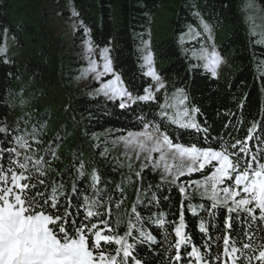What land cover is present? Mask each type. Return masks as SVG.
<instances>
[{"label": "snow or ice", "instance_id": "obj_1", "mask_svg": "<svg viewBox=\"0 0 264 264\" xmlns=\"http://www.w3.org/2000/svg\"><path fill=\"white\" fill-rule=\"evenodd\" d=\"M79 16L72 7L71 17ZM194 16L198 23L187 26L179 44L198 42L192 57L218 79L225 61L215 46L213 27L199 11ZM73 28L87 37V67L78 78L90 76L94 81L91 99H102L105 107H117L122 114L130 110L139 122L138 130L116 141L123 145L129 172L139 163L134 175L122 177L129 187L136 185L128 222L121 228L113 219L114 210L126 211L123 183L116 189L110 188V181L102 184L100 171L92 168L89 174L78 156L49 183L51 162L60 159L56 141L41 153L43 140L36 126L31 133L16 135L18 126L4 124L0 134L11 140L9 146L0 140V264H154L143 259L145 253L166 254L161 264H264V109L247 126L243 139L232 133H227L228 140L213 137L206 122L199 120L200 107L190 104L183 88L158 103L156 93L166 91L167 85L155 68L150 39L144 41L141 68L154 83L144 87L143 94H134L114 68L111 49H100L97 58L91 29L83 20H74ZM198 67L192 64L190 70ZM150 103L157 109L148 115L133 107ZM229 127L238 133L245 127L243 115L235 126L229 120ZM99 155L106 157V150ZM73 168L75 179L66 185L63 177ZM149 170L159 173V183H145ZM193 174L201 178L183 179ZM82 180L90 181L87 187ZM173 193L178 194V205ZM145 211L152 215L146 217ZM189 213L195 232L189 231ZM149 224L162 231L146 229Z\"/></svg>", "mask_w": 264, "mask_h": 264}, {"label": "trees", "instance_id": "obj_2", "mask_svg": "<svg viewBox=\"0 0 264 264\" xmlns=\"http://www.w3.org/2000/svg\"><path fill=\"white\" fill-rule=\"evenodd\" d=\"M58 3L69 1L75 10L80 13L74 20H83L91 29V39L96 46L109 47L113 66L120 73L134 94H143V88L154 83L149 77L143 75L141 68L140 43L148 37L147 29L151 24V15L166 0H56ZM243 0H176L178 6L176 14L171 20L172 36L152 43L155 60L164 61L165 66L159 69V74L170 77L172 88H183L189 97V102L200 107L199 120L206 122L213 137L218 134L229 139L227 133H232L234 138L243 139L247 133V126L253 118H259L258 114L264 109V74L261 73V65L264 60V45L254 43L256 36L250 34L244 22V11L241 6ZM264 7V0H256ZM37 0H0V47L7 32L22 41V37L31 39L39 47L38 60L21 64L16 60L8 61L0 51V126L7 124L11 129L19 127L16 135L31 133L36 126L40 130V138L43 144L39 145L43 153L51 141H56L60 159L52 160L49 183L61 177V174L73 163L78 156L84 163L86 171L90 174L92 168H97L102 174V184L110 181V188L116 189L123 183L126 189L127 199L123 205L126 211H113V219L120 222L121 228L128 222L127 213L131 208L135 197V187L128 186L123 176L134 175L121 168L107 155L101 157L99 151H104V143L94 141L99 133L111 131V136H120L127 131H135L139 128V122L129 110L122 114L117 107H105L101 99L99 103L91 99V95L82 91L72 92L68 88L71 77H65L64 67L60 65V53L51 50V44H56L57 39L51 35V29L38 20L34 8ZM199 11L205 20L214 27L226 25L229 27L228 35L220 43V52L225 55L234 68L229 74L215 79L200 64V67L190 70V65L197 64L182 50L179 44V34L186 30L190 22L196 23L194 12ZM76 41H86L83 30H75ZM54 37V38H53ZM24 42V41H23ZM186 43L185 45H188ZM54 47V46H53ZM55 48V47H54ZM62 56V55H61ZM7 61V62H5ZM72 70V69H71ZM62 75V76H61ZM32 80H44L50 85H59L66 92L62 98L63 104L57 113L53 114L48 109L38 113L33 123L26 115L22 120L15 117L16 95L19 89H30ZM42 87H36L34 92H41ZM35 94V93H33ZM32 94V95H33ZM30 102V91L27 95ZM158 103L163 96L157 95ZM243 103V109L240 105ZM136 113L142 110L148 115L155 112L157 104L133 106ZM227 113V114H226ZM235 113V117L228 114ZM244 117L245 127L239 132H234L232 127L225 125L236 122ZM61 123L57 125V123ZM56 125L53 131H46V125ZM135 125V127L133 126ZM31 128V129H30ZM31 130V131H30ZM195 135V133H192ZM0 140L5 146L11 137L0 134ZM62 141V142H61ZM254 147L256 141L250 142ZM99 144V149L95 145ZM76 169L72 174L63 177L66 185H70L75 179ZM145 183H159V179L149 170L144 173ZM196 178H200L199 174ZM90 181L82 180L83 187H87ZM174 204L178 205V194L173 193ZM200 201V197H193ZM154 211V209H153ZM146 217L151 216V211H145ZM190 225L189 231L195 232L193 225L195 219L189 213L187 216ZM146 229L161 232L153 225H146ZM162 240L163 237L161 236ZM197 242L200 236H196ZM143 247V246H141ZM163 252V247L160 249ZM146 259L154 264H161L166 260V254L158 257L144 254Z\"/></svg>", "mask_w": 264, "mask_h": 264}, {"label": "rangeland", "instance_id": "obj_3", "mask_svg": "<svg viewBox=\"0 0 264 264\" xmlns=\"http://www.w3.org/2000/svg\"><path fill=\"white\" fill-rule=\"evenodd\" d=\"M37 4L34 11L37 13L38 20L50 27L51 35L54 36L57 41L56 44L52 43L51 50L54 49L57 53H60V65L64 67L65 77H71L68 81V89L72 92H79L91 95L94 91V81L89 76L87 79L78 78L81 73L87 67V58L85 52V41L75 40V30L73 28L74 19L71 17V9L75 8L69 1L58 3L56 0H37ZM242 9L244 11V22L246 24L247 31L256 36L258 43L264 45V7L260 5L256 0H243L241 2ZM178 3L176 0H166L160 7L151 15V24L147 29L148 37L140 43V55L144 54V41L150 39V50H152V43L155 40H160L172 36L173 30L171 27V20L176 14V8ZM207 21V20H206ZM208 22V21H207ZM198 23V20L197 22ZM190 22L189 24H196ZM213 27V37L214 43L217 50L220 52V43L228 35L227 31L229 27L226 25H220L219 27H214L210 22H208ZM188 24V25H189ZM184 30L183 32H186ZM182 33V32H181ZM179 34V38L180 35ZM53 37V38H54ZM23 40L19 41L12 33L7 32L4 36L3 43L0 49H6V52L1 51L8 61L16 60L21 64H26L29 60H38L39 47L32 42V40L26 37H22ZM24 41V42H23ZM186 44V43H185ZM183 45L182 50L188 52L189 56L194 59L197 64L203 65V61H200L192 57V49H199L200 44L198 42H190L188 45ZM55 48H54V47ZM104 47H95L96 57H99L100 49ZM55 53V52H54ZM221 53V52H220ZM222 55V54H221ZM225 63H223L218 69L219 77L229 74V70L234 68V64L229 62L225 55H222ZM155 59V57H154ZM102 63V62H101ZM143 63V61H142ZM164 61L155 60V68L159 73V69L165 66ZM203 67V66H202ZM72 69V70H71ZM261 73L264 74V60L261 65ZM62 76V75H61ZM164 82L167 85V90L162 89L156 95H162L163 103L165 98H171L172 94L175 92L176 88L169 89L171 85V78L162 76ZM44 80L36 81L30 78V89L22 90L19 89L18 96L14 100L15 103V117L18 120H22L26 115L30 118V123H33L34 117L41 113L43 109H48L51 113L55 114L62 107V98L65 95V88L59 85H50ZM42 87L41 92H34L36 87ZM30 91V102H27V95ZM35 93V94H33ZM186 93V91H185ZM33 94V95H32ZM25 123V120H22ZM57 123V125H59ZM46 131H53L56 125H46ZM31 129V128H30ZM31 131V130H30ZM121 136V135H120ZM119 136H111V131L102 132L96 135L94 141H101L104 143V151L106 150V155L120 167L128 170V158L124 155L123 145L116 142ZM139 170V163L134 162V168L130 173H134ZM159 179V173H153ZM198 174H193L191 178H183L190 182V179H200L196 178ZM193 197H199L193 194Z\"/></svg>", "mask_w": 264, "mask_h": 264}]
</instances>
